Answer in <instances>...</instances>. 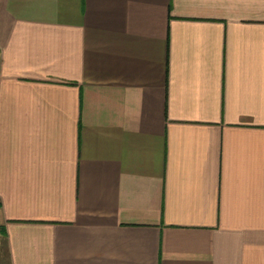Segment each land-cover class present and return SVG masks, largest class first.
Wrapping results in <instances>:
<instances>
[{
    "label": "crops",
    "instance_id": "1",
    "mask_svg": "<svg viewBox=\"0 0 264 264\" xmlns=\"http://www.w3.org/2000/svg\"><path fill=\"white\" fill-rule=\"evenodd\" d=\"M0 226V264H264V0H0Z\"/></svg>",
    "mask_w": 264,
    "mask_h": 264
},
{
    "label": "rangeland",
    "instance_id": "2",
    "mask_svg": "<svg viewBox=\"0 0 264 264\" xmlns=\"http://www.w3.org/2000/svg\"><path fill=\"white\" fill-rule=\"evenodd\" d=\"M1 228L2 227L0 226V231H1ZM3 247H4V245H3V243L1 242V239H0V252H2V253L4 252L3 251ZM3 262H4V260H3ZM0 263H1V260H0Z\"/></svg>",
    "mask_w": 264,
    "mask_h": 264
}]
</instances>
